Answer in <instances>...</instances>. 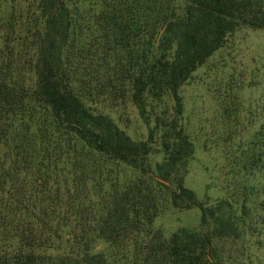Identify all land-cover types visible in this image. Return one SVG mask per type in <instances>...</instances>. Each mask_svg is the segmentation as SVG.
I'll use <instances>...</instances> for the list:
<instances>
[{"label": "trees", "instance_id": "16d2710c", "mask_svg": "<svg viewBox=\"0 0 264 264\" xmlns=\"http://www.w3.org/2000/svg\"><path fill=\"white\" fill-rule=\"evenodd\" d=\"M247 28L264 0H0V264H264V93L209 128L181 93ZM198 141L221 150L211 202L184 181Z\"/></svg>", "mask_w": 264, "mask_h": 264}, {"label": "rangeland", "instance_id": "374dc122", "mask_svg": "<svg viewBox=\"0 0 264 264\" xmlns=\"http://www.w3.org/2000/svg\"><path fill=\"white\" fill-rule=\"evenodd\" d=\"M181 93L186 113L193 121L207 119L208 128L210 121L221 117L224 106L234 110L239 108L243 117L245 110L254 106L264 93V30L247 28L235 33L196 69ZM112 113L119 120L118 114ZM123 116L126 117L120 124L131 136H144L146 128L134 107L128 106L127 114ZM198 137L203 140L204 131L199 132ZM201 143L195 144V156L184 181L199 199L211 202L226 194L225 177L221 171L222 155L215 147L204 151ZM200 214L198 206L183 210L168 208L155 224L170 233L178 227L198 225Z\"/></svg>", "mask_w": 264, "mask_h": 264}]
</instances>
